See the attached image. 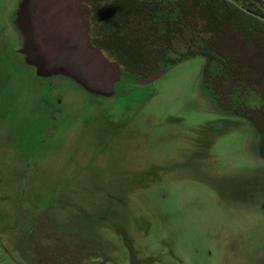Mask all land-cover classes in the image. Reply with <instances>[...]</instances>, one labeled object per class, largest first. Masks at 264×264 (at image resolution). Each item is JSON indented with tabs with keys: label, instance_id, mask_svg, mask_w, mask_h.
Masks as SVG:
<instances>
[{
	"label": "rangeland",
	"instance_id": "rangeland-1",
	"mask_svg": "<svg viewBox=\"0 0 264 264\" xmlns=\"http://www.w3.org/2000/svg\"><path fill=\"white\" fill-rule=\"evenodd\" d=\"M19 1L0 0V264H264V136L205 59L94 97L9 60Z\"/></svg>",
	"mask_w": 264,
	"mask_h": 264
},
{
	"label": "trees",
	"instance_id": "trees-1",
	"mask_svg": "<svg viewBox=\"0 0 264 264\" xmlns=\"http://www.w3.org/2000/svg\"><path fill=\"white\" fill-rule=\"evenodd\" d=\"M263 16L264 0H106V56L133 82L203 57L219 104L243 107L253 92L264 101Z\"/></svg>",
	"mask_w": 264,
	"mask_h": 264
},
{
	"label": "water",
	"instance_id": "water-1",
	"mask_svg": "<svg viewBox=\"0 0 264 264\" xmlns=\"http://www.w3.org/2000/svg\"><path fill=\"white\" fill-rule=\"evenodd\" d=\"M99 0H20L13 13L19 54L38 78L63 77L91 96L112 99L121 66L89 45L86 4ZM264 18V16H263ZM167 71L137 81L150 84Z\"/></svg>",
	"mask_w": 264,
	"mask_h": 264
},
{
	"label": "flooded vegetation",
	"instance_id": "flooded-vegetation-1",
	"mask_svg": "<svg viewBox=\"0 0 264 264\" xmlns=\"http://www.w3.org/2000/svg\"><path fill=\"white\" fill-rule=\"evenodd\" d=\"M84 7L88 10V13L85 16V19H86V23L88 26L89 45L92 47L101 49L103 51V53L106 55V0L95 1L92 3L86 4ZM182 50L184 51V49H182ZM9 54L11 56H13V58L12 59L9 58V60H12L14 62L19 61V62L25 64L22 56H21V59H15L14 58V56H15L14 52H9ZM161 70L168 71L167 69H161ZM158 71H160V70H158ZM158 71H156V72H158ZM156 72H153L152 74H154ZM152 74H150V75H152ZM150 75H148V76H150ZM148 76H144L140 79L146 78ZM140 79H136V80H134V82L137 83V81ZM203 80H204V84H205L206 88L209 89L212 97L215 99L218 106L221 109H223V111H225L226 113H228L230 115L241 117V118H244L246 116L247 119L246 118H244V119H246L247 121H249L251 123V125H253L256 132H258L260 135L264 136V108H263L264 101L261 100L260 95L256 94L255 92L252 93V94L257 95L260 98V102L256 106L252 105L250 103V101L247 100L246 101L247 105L244 106V104H243V107L240 106L239 102H237V101H234V103H232V106L223 107L216 100L214 90H213L211 84H209L206 81L204 76H203ZM255 111H259L258 119H257L258 122H255V120H256L255 116H257L256 113H254ZM164 169H168V167H164ZM140 174L142 175V181L141 182H144L146 180V177L147 176L150 177V175H151L149 171H148V173L145 172V173H140Z\"/></svg>",
	"mask_w": 264,
	"mask_h": 264
}]
</instances>
